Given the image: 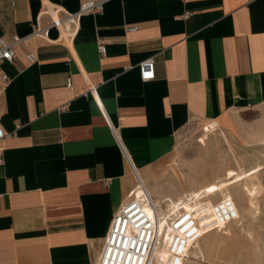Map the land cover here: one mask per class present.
I'll return each instance as SVG.
<instances>
[{
	"label": "crops",
	"instance_id": "obj_1",
	"mask_svg": "<svg viewBox=\"0 0 264 264\" xmlns=\"http://www.w3.org/2000/svg\"><path fill=\"white\" fill-rule=\"evenodd\" d=\"M81 1L0 0V36L27 35L44 9ZM58 33L29 39L34 63L18 46L2 64L11 82L0 105V264H93L135 185L123 150L160 205L202 185L179 179L184 127L243 139L256 121L246 116L264 105V0H107L72 40L51 42ZM147 57L155 76L142 81Z\"/></svg>",
	"mask_w": 264,
	"mask_h": 264
},
{
	"label": "rangeland",
	"instance_id": "obj_2",
	"mask_svg": "<svg viewBox=\"0 0 264 264\" xmlns=\"http://www.w3.org/2000/svg\"><path fill=\"white\" fill-rule=\"evenodd\" d=\"M246 119L256 121L246 126L241 135L243 139L227 135L213 124L188 125L178 133L173 158L183 174L179 179L184 183L202 182L182 193L229 180L253 168L256 170L247 179L225 187L208 200L209 206L219 197L233 200L238 219L201 231L198 238L201 251L197 252L196 258L189 254L186 261L182 255L181 259L174 258L162 264H264V105ZM254 124L261 129V143L252 144L254 136L250 127ZM167 199L157 204L158 207L163 208ZM181 245L186 252L196 251L188 243ZM175 247L178 249L176 243Z\"/></svg>",
	"mask_w": 264,
	"mask_h": 264
},
{
	"label": "built area",
	"instance_id": "obj_3",
	"mask_svg": "<svg viewBox=\"0 0 264 264\" xmlns=\"http://www.w3.org/2000/svg\"><path fill=\"white\" fill-rule=\"evenodd\" d=\"M106 1L82 0L76 11L53 7V15L48 13V9H44L38 15L35 23L31 25L29 34L24 36L12 35L10 39L0 36V105L1 97L11 82V77L4 71L2 64L12 62L15 59L16 47L21 46L27 49L31 37L48 39V31L51 28L59 32L57 38L50 40L51 42L62 41L63 39L72 40L78 32L80 18L84 14L102 13ZM190 14V12H185L183 17ZM42 15L49 17L44 24L40 22ZM135 29L136 27L128 28L129 31ZM96 45L98 52L103 54L105 52L104 41L98 38ZM24 56L29 64L37 60V54L32 49H27ZM137 68L142 81L154 78V60L152 57L140 61ZM71 84V79L67 78L66 86L70 87ZM112 131L119 142L115 129L112 128ZM7 135L0 123V165L3 163L2 142ZM123 153L130 165L135 185L130 192L129 199L114 214L102 249L93 264H151V258L159 242L158 212L160 208L153 202L152 196L124 150ZM176 202L180 205L182 200L177 199ZM203 204L205 203L203 202ZM146 207H150L153 211L152 217L146 211ZM209 208L211 214L209 224L215 228L220 224L232 222L239 216L235 202L227 197H219L213 200ZM168 228L178 235L182 244L192 243L202 234L198 218L192 211L187 210L173 214V218L168 221Z\"/></svg>",
	"mask_w": 264,
	"mask_h": 264
},
{
	"label": "bare ground",
	"instance_id": "obj_4",
	"mask_svg": "<svg viewBox=\"0 0 264 264\" xmlns=\"http://www.w3.org/2000/svg\"><path fill=\"white\" fill-rule=\"evenodd\" d=\"M256 169H250L247 172L237 174L230 178L229 180L221 181V182H212L208 185H204L198 189H193L187 193H184L181 197L168 201L163 208H160L158 212V229H159V242L155 249V252L151 258V264L158 263H166L171 262V260L181 259L183 255L188 261L189 254H192L194 258L197 256V252L200 249L199 241L196 239L192 243H188L193 246L196 251L186 252V250L182 247L179 237L176 233H174L171 229L168 228V221L173 218V214H177L181 210L192 211L193 214L198 218L200 223V230L202 232L208 231L211 226L209 221L211 220V214L209 209L208 200L210 196L215 195L217 192L222 191L225 187L231 186L238 182H241L247 179L252 172ZM251 171V173H249ZM181 199L182 202L179 205L176 200ZM156 205L157 203L153 201ZM203 202L205 204H203ZM146 211L152 217L153 211L150 207H146ZM169 235L170 237L166 236ZM175 243L178 246V249L175 247ZM190 262V261H189ZM193 263V262H190Z\"/></svg>",
	"mask_w": 264,
	"mask_h": 264
}]
</instances>
